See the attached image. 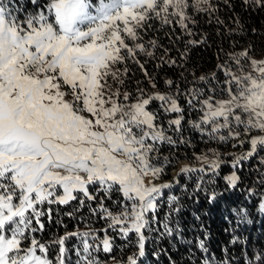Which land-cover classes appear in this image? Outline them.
<instances>
[{"label":"snow or ice","instance_id":"6c2138e0","mask_svg":"<svg viewBox=\"0 0 264 264\" xmlns=\"http://www.w3.org/2000/svg\"><path fill=\"white\" fill-rule=\"evenodd\" d=\"M31 2L38 10L23 20L13 14L9 3L0 2V264H64L68 236L53 241L60 245L53 262L47 256L48 245L35 233L44 228L43 205L71 201L82 205L97 201L92 213L108 224L99 239L104 252L113 250L109 229L127 239L135 233L138 253L128 258V264H137L144 255L145 232L162 229L161 235L172 236L169 216L179 211L177 197H169V214L160 218L161 192L171 185L154 183L164 168L152 161L158 145L176 142L149 106L158 101L165 113H180L168 121L176 131L181 130L184 110L175 97L161 92L146 95L140 90L131 103H126L131 97L125 92L121 102L118 92L106 95L107 78L118 79L112 66L125 61L122 50L132 58L138 51L152 55L139 43L140 30L148 21L169 23L177 18L187 30L191 12L212 9L208 0ZM244 4L264 7V0H244ZM245 56L235 59L239 62ZM253 65L258 77L236 76L226 68L228 87L222 92L227 91V98L202 100V115L193 122L210 139H226L219 135L222 129L233 139L248 134L251 150L234 166L264 148V135H251L264 133V67ZM197 96L192 93L193 99ZM165 161L174 164L168 157ZM218 167L213 160L208 169L185 167L180 174L214 172ZM146 177H151L147 183ZM238 180L236 172L226 177L231 187ZM100 192L108 198L119 192L121 199L109 208L103 197L94 194ZM70 235L83 238L79 264H97L95 231ZM198 246L208 251L203 240Z\"/></svg>","mask_w":264,"mask_h":264},{"label":"trees","instance_id":"16d2710c","mask_svg":"<svg viewBox=\"0 0 264 264\" xmlns=\"http://www.w3.org/2000/svg\"><path fill=\"white\" fill-rule=\"evenodd\" d=\"M0 2L9 3L20 20L38 10L31 0ZM207 7L212 11L190 13L192 19L187 30L177 18L169 23L159 19L148 21L140 30L139 43L152 55L138 51L132 58L122 50L125 61L112 66V71L118 72V79L111 75L107 78L111 90L119 93L121 102H124L125 92L131 97L129 103L135 101L140 90L146 95L161 92L175 97L184 110L181 130L176 131L174 125L169 127L168 121L180 113H165L158 101L149 106L158 114L157 123L176 142L158 145L160 150L152 162L164 171L157 181L168 180L179 162L198 165L197 158L206 156L219 163L214 172H180L175 189L162 190L161 219L169 214V197H177L175 206L179 211L169 216L174 234L161 235L162 229L155 228L146 231L144 255L138 258L137 264H264V184H261L264 148L234 166L241 155L247 157L243 154L250 147L248 134L242 132L239 139H233L228 137L227 129H222L219 135L226 139H210L193 127V122L202 115L199 111L202 100L209 96L217 100L227 98V91L222 92L228 87L225 69L241 76L250 67L251 58L264 53V7L246 6L244 0H208ZM128 44L133 42L128 40ZM242 53L246 56L237 62L235 58ZM168 81L172 82L171 86ZM193 92L198 93L196 99L192 98ZM165 157L174 164L166 163ZM233 172L239 177L235 187L226 181ZM94 194L98 199L103 197L105 205L113 209V202L121 199L119 192H113L110 198L104 197L102 192ZM96 207L97 201L83 205L79 201L43 205L44 228L35 236L48 245L47 256L51 261L56 262L60 255V245L53 241L68 236L64 243V264H79L83 238L70 234L84 231H95L98 237L93 252L97 264H128V258L138 253L135 233L127 239L111 229L107 234L112 239L113 250L103 251L99 239L105 236L103 229L108 224L99 215H93ZM200 240L204 241L207 252L199 248Z\"/></svg>","mask_w":264,"mask_h":264},{"label":"rangeland","instance_id":"374dc122","mask_svg":"<svg viewBox=\"0 0 264 264\" xmlns=\"http://www.w3.org/2000/svg\"><path fill=\"white\" fill-rule=\"evenodd\" d=\"M97 2H98V0H97ZM106 2H107V0H106ZM14 5H16V4H14ZM14 12H15V10L13 11V13ZM118 23H120V22H118ZM121 27H122V23H121ZM121 34L124 35L123 33H121ZM126 43H128V40L127 39H126ZM253 62H255V65L264 67V53L261 56L251 58V60H250V67H248L247 70H245L242 73L241 76H247V75H251V76H254V77H258L259 76V72L256 71V68L254 67ZM108 85H109V83H108ZM109 91L112 92V93H114V91H112L111 90V87H110V89H106V95H107V93ZM68 99H71V97L69 96ZM126 103H129V102H126ZM85 115H87V113H85ZM257 135H264V133H257L255 131L252 136H257ZM250 150H251V146L249 147V150L248 151H250ZM248 151L245 154H243V155L244 156L245 155L247 156ZM240 157H242V155ZM201 158H203V159H199V162L197 163L198 165H193V164L188 163V162H179V164H177L175 166V169L171 172L170 178L168 180H166V181H157L155 179L154 183L157 186L162 185V184H170L171 187L168 188V189H175V187L177 185V182L175 180H176L178 174L181 172V170L183 168H185V167H192L194 169H200V168H203L205 166L208 167V164H210L212 162L211 159H209L206 156H203ZM149 179H151V177H146L145 178V183H147ZM52 261L54 262V259H52Z\"/></svg>","mask_w":264,"mask_h":264}]
</instances>
